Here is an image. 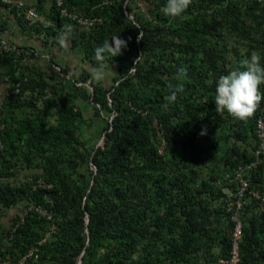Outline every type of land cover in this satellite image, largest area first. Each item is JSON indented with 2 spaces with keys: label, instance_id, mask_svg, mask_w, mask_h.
Instances as JSON below:
<instances>
[{
  "label": "trees",
  "instance_id": "1",
  "mask_svg": "<svg viewBox=\"0 0 264 264\" xmlns=\"http://www.w3.org/2000/svg\"><path fill=\"white\" fill-rule=\"evenodd\" d=\"M126 2L64 0L70 13L98 18L81 28L52 0L47 13L36 9L50 25L28 28L19 10L0 0L23 30L43 34L46 46L59 45L57 36L72 25L71 48L91 69L105 40L128 43L105 61L121 76L110 88L92 81L93 91L85 86L90 69L68 79L70 68L54 56L44 68L32 48H0L10 88L0 107V178L25 166L33 172L19 187L0 182V207L46 212H24L9 228L0 222V264L24 257L27 264H77L83 252V264H224L236 215L243 224L239 264H264V156L256 163L264 99L246 121L219 114L215 103L221 75L244 70L241 61L255 53L264 65V0H193L182 18L163 14L166 0ZM8 26L0 17L2 35ZM180 67L189 77L169 104L168 85L178 83ZM64 83L99 119L107 115L104 145L82 142L84 116ZM238 174L249 187L242 209L230 210Z\"/></svg>",
  "mask_w": 264,
  "mask_h": 264
},
{
  "label": "clouds",
  "instance_id": "2",
  "mask_svg": "<svg viewBox=\"0 0 264 264\" xmlns=\"http://www.w3.org/2000/svg\"><path fill=\"white\" fill-rule=\"evenodd\" d=\"M23 3L26 4L25 2ZM192 3L193 0H166V4L161 9V11L165 16L172 18H182ZM27 7L34 8L29 5H27ZM34 9L36 10V8ZM38 15L40 17L39 21H41V16L39 13ZM34 25L39 26L41 24L39 23V25H37V23H35ZM72 33V25H65L61 33L57 36L58 43L61 46H67L70 44ZM138 39H142L141 33ZM127 47V41L121 39L120 36L113 37L111 41L105 40L102 46L97 47L95 49L94 60L98 62V66L92 69V78L98 82L103 81L107 75L105 66L106 59L109 56L117 57L122 55L123 50ZM140 57L135 61V64L140 59ZM241 66L244 70H234L219 77L215 88V103L216 111L219 114H223L226 111L233 118L246 121L254 116L262 99H264V93L260 91V86L264 84V65L261 64L260 57L256 54H253L249 58L242 60ZM66 77L69 78L68 75ZM188 77L189 73L187 67H180L175 76V79L178 83L175 85H168L170 95L165 99L169 104L175 103L177 101V94L184 91V85ZM88 82L85 84V86L93 91L91 82ZM78 86H81V84H78ZM201 134H206V130ZM227 190L229 189H225L226 193L230 194L231 191L229 190V192H227Z\"/></svg>",
  "mask_w": 264,
  "mask_h": 264
},
{
  "label": "rangeland",
  "instance_id": "3",
  "mask_svg": "<svg viewBox=\"0 0 264 264\" xmlns=\"http://www.w3.org/2000/svg\"><path fill=\"white\" fill-rule=\"evenodd\" d=\"M140 5H142V2H140ZM39 23H42V21L37 22V25H39ZM12 37L9 38L7 35H4L1 37V38H4V40L6 41L7 47H12L15 45L21 46V47L25 46V44L18 45L17 41L12 42V39H11ZM20 42L22 41H19L18 43L20 44ZM59 46L60 44L58 45V49H57V52L59 53V56H58L59 63L62 64V66L70 68L71 76H69L68 79H70V77H74L75 79H77L79 76V71L81 67H86L87 69H90L92 71L89 65L82 61V57L79 53L72 52L69 48L61 49ZM39 54L41 56L39 57V59L41 60L43 67L45 68V63H49L52 56L47 57L46 53H42V54L39 53ZM258 56L260 57L261 64H262L263 63L262 57L260 55ZM105 66H106V73H107L106 78L103 81H99V82L95 81L92 78L90 79L89 82L93 81L92 83L102 84L106 88L112 87L115 84L116 80H118V78L121 76V72L116 64L107 63L105 64ZM64 86L65 87H63V93L66 94L67 92H69V90L71 91V93L74 95L75 105L77 106V108L81 109V112L84 116V119H82L79 125L80 128L78 131V134L81 137L82 142L88 143V145L91 148L94 147L95 145L99 147L101 145H104V141H105L104 128L106 126L105 120L107 118L106 117L107 115L103 113L104 116L101 119H99L94 114L92 105L89 101L84 99L82 96H80L76 92L73 93V91L69 89L68 86H71V85H69L68 83H64ZM86 88L90 90V88H88L87 86ZM9 92H10V88H9L8 81L3 76V74L0 73V107L3 105L4 100L8 97ZM0 148H2L1 143H0ZM94 169H95L94 166L91 167L89 169V173H90V170H94ZM9 172H12V171H9ZM13 172H16V171L13 169ZM32 173H33L32 170L27 168L26 166L20 167L19 171L15 173L16 174L15 176L11 178H6V177L0 178V182H3L5 185L19 187L22 183H27V182L32 181V179H29ZM24 212H25L24 204H19L18 206L12 207L9 209H4L0 207V222L4 223L6 228H9L11 221L16 216L20 214H24ZM4 264H8V262Z\"/></svg>",
  "mask_w": 264,
  "mask_h": 264
},
{
  "label": "built area",
  "instance_id": "4",
  "mask_svg": "<svg viewBox=\"0 0 264 264\" xmlns=\"http://www.w3.org/2000/svg\"><path fill=\"white\" fill-rule=\"evenodd\" d=\"M262 1V0H260ZM2 2L6 5H8V7H10L9 9H13V8H17L19 10V16H22L25 20V23L28 27L33 26L35 23H37L40 20V17L37 13V11L34 8H30L27 7L26 4H24L21 1H15V0H2ZM57 3V7L60 10V13L68 18L71 19L73 22L76 23L77 26L81 27V28H89L91 26H93L94 24H96L99 20L98 18H91V17H83L80 16L79 14H73L70 13L65 7H64V0H56ZM2 35L0 33V48L3 49H7V50H16L18 52H22L25 51V48H21L19 49V47L21 46H12V47H7V43L4 40V38H1ZM31 51V49H30ZM32 52V51H31ZM60 70V68H58ZM257 140H258V146H257V150H256V157L258 159V161L256 163H261L262 161V157L264 156V108L262 110V113L258 119V127H257ZM256 163L252 164V165H256ZM251 167V166H250ZM237 179L239 180V192L237 195V198L235 201H231L229 202V206H230V210H232L234 208V206L236 207L237 210L242 209V207L244 206V195L245 192L247 191L249 185L248 183L242 178L241 174H238ZM45 186V185H44ZM256 197H260L259 194H256ZM35 210L36 212H39L42 215H46V212L44 210H42L40 207H35V206H31L30 208H28L25 212H29L31 210ZM234 222H235V228H234V232H233V238H234V244H233V248L231 251V259L230 260H226V261H222V263L224 264H239L240 262V241L243 235V224L239 219V216L236 215L234 217ZM27 258H22V260L18 263V264H27Z\"/></svg>",
  "mask_w": 264,
  "mask_h": 264
},
{
  "label": "crops",
  "instance_id": "5",
  "mask_svg": "<svg viewBox=\"0 0 264 264\" xmlns=\"http://www.w3.org/2000/svg\"><path fill=\"white\" fill-rule=\"evenodd\" d=\"M20 1H23L27 5L32 6L36 9L38 6H40L42 7V10L45 13H47L50 10L51 4H52V0H20ZM40 16H41V21L44 25H50V23L46 20L45 15L40 14ZM0 17H1V20L9 22L8 29L5 31L6 33L4 35H7L9 38L14 35L11 38L12 42L17 41L18 45L25 44V46L32 47L33 49H35L37 52L41 54L46 53L47 57L54 56L59 62V59H58L59 53L57 52L58 45L55 46V45H52L53 44L52 43L50 46H46L45 41H44L45 40L44 35L34 32L33 28L23 30L22 27L19 25L16 17L11 12H9L6 9V7L0 8ZM19 41H22V42H20L19 44L18 43ZM59 47L61 49L69 48L72 52H74L73 49L71 48V44H68L67 46L60 45Z\"/></svg>",
  "mask_w": 264,
  "mask_h": 264
},
{
  "label": "water",
  "instance_id": "6",
  "mask_svg": "<svg viewBox=\"0 0 264 264\" xmlns=\"http://www.w3.org/2000/svg\"><path fill=\"white\" fill-rule=\"evenodd\" d=\"M128 2H129V0H127L125 7H127ZM131 19L135 22V19L133 17H131ZM97 147H99V146H97ZM227 192H229V190H227ZM88 222H89V216H87V223ZM83 254H84V252L78 258L77 264H83V259H82Z\"/></svg>",
  "mask_w": 264,
  "mask_h": 264
}]
</instances>
